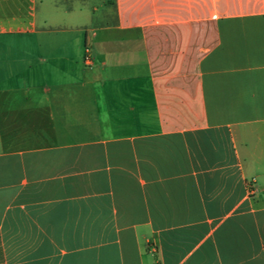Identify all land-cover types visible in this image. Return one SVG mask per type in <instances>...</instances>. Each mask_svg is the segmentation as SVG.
Returning <instances> with one entry per match:
<instances>
[{
  "label": "crops",
  "instance_id": "obj_1",
  "mask_svg": "<svg viewBox=\"0 0 264 264\" xmlns=\"http://www.w3.org/2000/svg\"><path fill=\"white\" fill-rule=\"evenodd\" d=\"M0 264H264V0H0Z\"/></svg>",
  "mask_w": 264,
  "mask_h": 264
}]
</instances>
